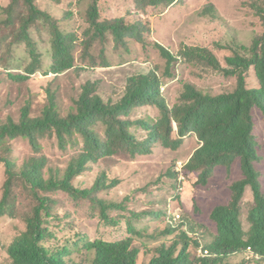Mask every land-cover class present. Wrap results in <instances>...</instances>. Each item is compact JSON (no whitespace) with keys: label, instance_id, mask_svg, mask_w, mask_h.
<instances>
[{"label":"trees","instance_id":"16d2710c","mask_svg":"<svg viewBox=\"0 0 264 264\" xmlns=\"http://www.w3.org/2000/svg\"><path fill=\"white\" fill-rule=\"evenodd\" d=\"M88 1L90 29L84 41L85 48L90 49L96 43L105 45L109 36L117 47H126L131 40L144 47L148 45L146 35L150 34V28L147 25L141 22L128 24L124 17L102 21L100 0ZM178 1L134 0V3L138 10L145 11L150 7L169 8ZM21 4L25 12L21 14L17 43L28 46L33 62L27 68V75L9 72V79L15 83L25 82L40 71L42 56L31 30L41 22L49 27L53 40L54 62L47 75L58 76L72 70L76 62L77 35L65 32L58 20L43 11L36 0H12L11 5L3 9L8 18L0 24V31L3 26L12 29L6 38L13 39L12 43L16 44V9ZM257 6L252 7L264 27V8ZM154 48L166 60L165 76L168 78L172 77L174 64L182 59L187 64H202L226 77L237 78V87L230 93L212 95L186 83L178 102L170 107L161 92L162 79L153 71L129 78L126 92L117 103H106L98 94L96 83L88 82L67 111L58 106L55 94L50 90L47 104L39 116H32L31 105L26 104L19 121L10 117L0 126V164L4 165L6 174L0 200V222L4 217L15 216L16 190L20 186L35 202L24 219L25 231L7 249L12 264H68L71 246L91 255V264H138L140 256L148 251L135 244L134 236L113 242L80 237L74 244L57 245V237L46 220L55 203L48 195L62 192L75 201L87 200L99 209L101 220L113 227L119 221L110 216V211H128L124 204L128 199L116 203L99 199L97 194L116 188L120 181L108 183L105 173L90 189L76 188L73 181L88 172L91 165L118 155H128L132 159L151 156L157 144L166 150L177 151L190 135L198 137L200 146L184 170L198 176L199 186L208 187L220 167L231 172L238 160L243 178L232 184L230 202L216 206L210 214L217 234L207 249H203V253L209 251L207 256L192 255V247H202L201 241L193 230H188L185 220L177 222L168 216V206L162 211H149V215L157 218L168 217L170 224L164 235L180 234L172 245L160 244L147 264H228L231 257L244 254H252L248 260L254 264L264 263V193L261 173L256 168L262 158L254 135L253 116V110L258 109L264 118V32L254 39L251 47L234 50L233 55L226 58L227 66L208 48L185 45L177 55L159 43H155ZM250 70L257 88L248 86ZM144 107L156 108L158 117L134 119V111ZM139 130L142 137L137 136ZM18 139L27 141L33 152L20 168L11 147V142ZM46 139L55 140L64 154L76 150L69 156L65 168L49 167V158L43 154L42 145ZM248 189L252 192L253 202L247 215L249 228L246 231L242 217ZM146 214L132 212L133 219L127 222L129 233L142 235L133 221Z\"/></svg>","mask_w":264,"mask_h":264},{"label":"rangeland","instance_id":"374dc122","mask_svg":"<svg viewBox=\"0 0 264 264\" xmlns=\"http://www.w3.org/2000/svg\"><path fill=\"white\" fill-rule=\"evenodd\" d=\"M36 1L43 11L58 20L65 32L77 35L79 40L75 49V67L62 75H47L54 62L53 40L51 30L41 22L31 30L42 56L40 71L25 82L15 83L9 79V72L27 75V68L33 62L28 46L17 43L21 14L25 12L23 4L17 7L16 44L12 43L13 39L6 38L12 29L3 26L0 31V126L10 117L19 121L26 104L31 105L32 116H39L47 104L49 90L55 94L58 106L67 111L88 82L96 83L97 92L106 103H117L126 92L129 78L153 71L162 79L161 92L170 107L178 102L186 83L212 95L233 92L237 87V78L226 77L202 64H187L182 59L172 67V77H166V60L154 48V44L163 45L175 55L185 45L208 48L227 66L226 58L233 55L234 50H240L243 46L251 47L254 39L264 32L262 21L252 7L257 4V7L264 8V0H179L169 8L150 7L145 11L138 10L134 0H100L102 21L124 17L128 24L141 22L150 28V34L146 35L149 43L144 47L131 40L126 47H117L109 36L105 45L96 43L87 49L84 41L90 29L88 0H62L60 4L53 0ZM11 3L12 0H0V24L8 18L3 9ZM247 81L249 88L258 87L252 70ZM158 115L156 108L144 107L135 110L133 118L156 119ZM253 116L254 135L262 158L256 168L261 173L264 193V118L258 109L253 110ZM137 136H143L140 130ZM42 145L43 154L49 158L50 168H65L69 156L76 152L72 150L68 154L62 153L55 140H43ZM199 146L198 137L190 135L177 151L166 150L157 144L151 156L132 159L128 155H118L91 165L88 172L77 177L73 185L79 189L92 188L103 173L107 175L108 183L112 180L120 181L116 188L97 194L99 199L116 203L128 199L124 203L128 211H110V216L119 221L113 227L101 220L99 209L89 201H75L62 192L49 194L55 203L46 220L57 237V245L74 244L80 237L90 241L113 242L134 236L135 244L148 251L140 256L138 264H147L160 244L170 246L180 234L164 235L170 224L168 217L157 218L148 214L149 211H162L168 206V216L175 218L180 214L188 230H193L196 238L201 241L202 247H192V255L200 257L203 249H207L217 234V228L210 220L211 212L216 206L230 202L231 186L243 178V173L238 160L231 172L220 167L208 187L199 186L198 176L187 174L184 170ZM11 147L18 168L33 156L28 142L23 139L11 142ZM5 181V167L0 164V200ZM16 194L15 216L4 217L0 222V264H12L7 249L25 231L24 219L35 206L33 198L23 186L16 190ZM252 202L253 195L248 189L242 217L246 231L249 228L247 215ZM132 212L140 215L147 213L133 221L141 236L128 231L127 222L133 219ZM71 248L68 264H91V255L83 250L77 251L74 246ZM252 256H233L228 264H254L248 260Z\"/></svg>","mask_w":264,"mask_h":264},{"label":"built area","instance_id":"2783aa9c","mask_svg":"<svg viewBox=\"0 0 264 264\" xmlns=\"http://www.w3.org/2000/svg\"><path fill=\"white\" fill-rule=\"evenodd\" d=\"M182 219V216L180 215V214H178L176 217H175V221H180ZM202 255H204V256H207V255H209V251L208 250H206L204 253H202ZM256 258H259L258 256H256Z\"/></svg>","mask_w":264,"mask_h":264}]
</instances>
